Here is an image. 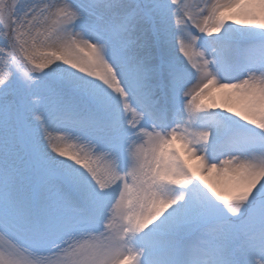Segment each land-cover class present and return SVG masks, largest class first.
Returning <instances> with one entry per match:
<instances>
[{"label": "snow or ice", "instance_id": "snow-or-ice-1", "mask_svg": "<svg viewBox=\"0 0 264 264\" xmlns=\"http://www.w3.org/2000/svg\"><path fill=\"white\" fill-rule=\"evenodd\" d=\"M0 264H264V0H0Z\"/></svg>", "mask_w": 264, "mask_h": 264}]
</instances>
